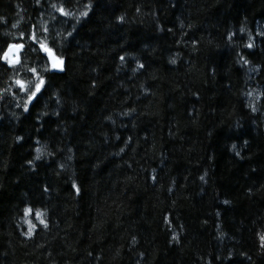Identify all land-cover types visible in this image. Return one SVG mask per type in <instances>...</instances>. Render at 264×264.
Here are the masks:
<instances>
[{"label":"trees","instance_id":"16d2710c","mask_svg":"<svg viewBox=\"0 0 264 264\" xmlns=\"http://www.w3.org/2000/svg\"><path fill=\"white\" fill-rule=\"evenodd\" d=\"M0 17L21 78L49 65L20 39L33 25L66 69L28 112L0 94V264H264V0H0ZM16 75L0 64V89ZM26 206L48 226L28 235Z\"/></svg>","mask_w":264,"mask_h":264},{"label":"snow or ice","instance_id":"6c2138e0","mask_svg":"<svg viewBox=\"0 0 264 264\" xmlns=\"http://www.w3.org/2000/svg\"><path fill=\"white\" fill-rule=\"evenodd\" d=\"M37 3H39V0H37ZM52 7L56 9L62 16H72V12L66 11L64 6H57L56 4H52ZM92 7L91 4L85 5V8L90 9ZM89 15L88 11H82L79 13V16L77 17V22H79L80 18L87 17ZM119 21H123L124 17H118L117 18ZM0 21H3V18L0 17ZM13 28H16L17 25L13 24ZM35 25H33V31L25 34V33H20V39L24 40L25 38L29 41L28 47L31 48L33 51H36L37 48L42 51L43 53L46 54L44 57L47 59L50 67H47L43 70V74L38 71L37 68L31 67L27 68L25 67V71L27 73L31 74V79L25 80L20 78L19 76V71L18 69L20 67H24L23 62H22V53L25 50V44L20 43V42H14V43H8L6 42V47L3 49H0V64H3L7 66L9 70H12L17 73L16 77L13 78V84L15 85V90L9 86L8 88L5 89H0V94H7L9 92L12 93L13 96H15L18 93H23V96L25 99L23 100V109L25 112L30 111V105L34 104L36 101L40 99L42 95H44L49 88L51 87V77L52 75L58 73V72H63L65 71L64 67V60L61 57H58L55 55L53 49L51 47H48L46 43H44L40 37L37 35L35 31ZM49 31L48 28H43V33H47ZM245 29L242 27L240 29V32H244ZM42 33V34H43ZM261 36H264V32H259L258 33ZM69 36L72 35L71 32L68 33ZM234 33H229V40L232 39V36ZM251 39V36H250ZM248 48H252L253 44L249 43L247 45ZM121 61L124 60V57H120ZM242 60H244V63H248L247 60H245L243 57H241ZM172 64L176 63L175 58H173L170 61ZM139 68H143V64H138ZM251 95V93H249ZM18 107L20 106L19 104L17 105ZM252 111H256V108L253 107ZM124 115H127V113H124ZM17 139H21L18 137ZM245 143H247L245 141ZM233 150H235L236 145H232ZM37 155L34 157L35 160H39L41 158V155L44 153L45 149L42 147H37L35 149ZM123 151V149H121ZM236 155L239 156L240 153L236 152ZM28 165L33 166V160H28L27 161ZM60 167H63L61 165ZM204 177L201 176V180H203ZM73 188L76 189V191L79 193V188H77L76 184L73 183ZM47 187L44 188V191H47ZM225 203H228V201H225ZM24 217H25V222L29 224V231L28 235H31L32 231L37 227L35 223L32 222L31 219H27L29 216H34L36 220L39 221L41 225H43L45 228L48 226L44 216L46 215L45 211H41L40 209H34L31 206H26L23 210ZM261 241H264V236L260 237ZM135 240V238H133Z\"/></svg>","mask_w":264,"mask_h":264},{"label":"rangeland","instance_id":"374dc122","mask_svg":"<svg viewBox=\"0 0 264 264\" xmlns=\"http://www.w3.org/2000/svg\"><path fill=\"white\" fill-rule=\"evenodd\" d=\"M47 67H50L49 65L48 66H46V68ZM21 67L18 69V71H21ZM20 76V75H19ZM21 78V77H20ZM22 79H25V80H28V79H31V77H29V78H27L26 76H24V78H22ZM14 88H15V86H14ZM17 94H19V96H21L23 99H25V97L23 96V93H17ZM21 98V99H22Z\"/></svg>","mask_w":264,"mask_h":264}]
</instances>
